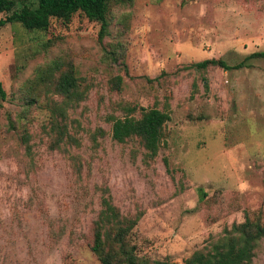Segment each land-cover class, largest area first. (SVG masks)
<instances>
[{
	"label": "rangeland",
	"instance_id": "obj_1",
	"mask_svg": "<svg viewBox=\"0 0 264 264\" xmlns=\"http://www.w3.org/2000/svg\"><path fill=\"white\" fill-rule=\"evenodd\" d=\"M106 19L102 39L81 12L0 27V264H102V216L106 250L118 222L139 262L264 227V57L247 59L264 51V0H112ZM206 58L243 65H193ZM151 108L169 114L155 155L112 138L113 119ZM253 252L264 264V235Z\"/></svg>",
	"mask_w": 264,
	"mask_h": 264
},
{
	"label": "trees",
	"instance_id": "obj_2",
	"mask_svg": "<svg viewBox=\"0 0 264 264\" xmlns=\"http://www.w3.org/2000/svg\"><path fill=\"white\" fill-rule=\"evenodd\" d=\"M21 1L23 0H0V12H10L4 18H0V27L6 23L18 22L25 29L45 30L50 19L68 21L74 13L81 12L88 19L97 20L100 23L99 39H102L107 33L106 13L108 4L112 0H35L37 5L33 8L23 4L19 9H16L17 2ZM257 57H264V51L252 52L247 56V59ZM193 65L198 69L219 66L228 70L241 67L243 62L229 65L220 58H206ZM73 84L74 78L71 75H65L59 83V88L61 92L68 93ZM6 98L7 93L0 81V106ZM168 119V112L156 108L145 110L142 116L136 120L115 118L111 125V136L117 141H123L133 134L141 135L145 139L149 155L153 156L156 154L160 129ZM101 222L97 223L91 249L98 255L102 264H115L118 260H122L125 264H177L169 260L136 261L135 256L124 245V232L117 226L118 222L115 226L119 230L113 237H110L114 247L109 252L106 250L104 232L100 230L103 223L110 222L108 216L106 219L102 216ZM225 233L220 240L211 245L207 252L195 251L180 264H251L255 243L264 235V227L246 219L242 223L232 224L230 229L225 230Z\"/></svg>",
	"mask_w": 264,
	"mask_h": 264
}]
</instances>
